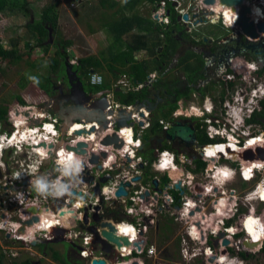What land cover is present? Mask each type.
Returning <instances> with one entry per match:
<instances>
[{
	"label": "built area",
	"instance_id": "1",
	"mask_svg": "<svg viewBox=\"0 0 264 264\" xmlns=\"http://www.w3.org/2000/svg\"><path fill=\"white\" fill-rule=\"evenodd\" d=\"M260 4L264 6V2L261 1ZM182 13L183 12H181V14ZM85 59L86 58H83V60ZM73 62L76 61L73 60ZM251 66L254 67V70H259L254 63L248 64V67ZM230 69H234V72L237 71L236 76L230 74L228 69L224 68L221 69L219 78L225 85L234 84L233 91L236 96L231 95L230 98L233 99L235 97L234 101L236 105L226 102L228 110L226 112L227 119H225V121L220 120L219 118L216 120L210 119L206 121L208 124L207 134L210 140L218 141L203 150L204 155L207 158L205 160L211 161V163L215 165L214 169L206 171V177L208 179L211 178L214 173L217 176H221V173H223V168L217 167L218 161L221 160V154H224L227 158H232L233 154H239L240 152L243 153L248 147L253 150H257L258 147H262L264 149V142H258L259 138H263L264 140V119L256 120L254 124L248 126L246 131L241 130L239 133L238 127L231 119L234 110L248 112L246 115L248 117H250V113L255 108L258 112L264 111V78L259 74V71L255 74L249 75V73H251V69L249 71L236 69V63L233 64ZM83 72V69L80 70V73ZM247 76L248 79L246 80ZM149 78L151 79L150 81ZM156 79L157 75L152 74L148 77V82L151 84L156 81ZM243 80H246V82L244 83ZM90 83L93 85L103 84V75L98 72H93L90 75ZM147 83L140 82L136 84L134 82L133 87L139 90ZM118 85L129 86L128 82L124 79L119 80ZM102 93L107 94L109 103L108 107L104 111L105 121L103 122L99 120L98 117L101 116L102 113L94 108H90L89 111L92 112L93 115L98 116L95 120L86 121L84 118H81L76 121L83 126L82 128H90L89 126L92 123H96V130L99 129L100 124V126L104 127L105 131L102 132L100 137L95 138V132L92 131L78 135L73 134L70 130L68 131L69 135H67L69 140L63 142V145L65 144L64 146L70 144L76 147L80 141L86 143V146L82 147V149L85 150L84 153H82L80 149L72 150V152L80 158L78 162L83 166L80 171L81 173L77 172L75 175L63 169L59 165L60 158L54 156L55 152H59V144L61 142V138H59V136L64 132L61 125V117L58 113L52 114V112L56 108V103L64 102V100L67 101L66 97L64 100L57 98L43 99L42 102H44V105L46 106L44 108L39 107L38 104L32 106L20 105L17 108L18 116L23 117L25 119L24 122L27 123V125L31 124L26 129H21V132L18 127L15 130H6L0 122V235L3 236L6 241L10 240L13 244H20L19 249H21L19 252L10 247L5 248L1 240V251L13 259L21 257L22 252L29 253L31 257L37 258L38 253L33 250L35 246L51 242L57 238L54 231H49L50 227L44 226V215L57 217V221L61 222L60 220H62L64 216L61 215L63 210H69L77 205H81L83 199H85L83 194H81L78 199V190H81L84 194H90L91 188L97 185V181L95 180L105 176L102 174L103 171L99 169L100 165L104 167L103 170H106V167L110 162L109 159H114L116 162V165H114L115 167L126 170L123 176H121V174L116 176L114 187L109 190V192L113 195L118 191V187H120L122 181L128 180L129 182L131 180H137L141 177L138 183H132L134 186L133 188H131V186L126 188L129 192L127 197H120L118 199V204L111 201L109 202V205L112 209L124 206L126 213L133 218V223L138 230L137 233L140 235L144 234V236L141 244L142 250L140 251L137 247L132 249L136 250L140 256L147 257L144 259H132L128 262L124 260V257L132 254L133 250L128 252L129 247H127L123 248L121 256H117L116 260L111 259V263L113 261H117L116 264H135L139 261L141 264H147V259L158 260V250L153 245L149 247L150 238L148 236V234H150L149 230L155 226V221L169 213L171 216H177L176 222H181V219L184 218L186 212L190 211L193 206H197L202 208V214L206 215L208 224L209 221L211 222L210 225H207L205 234L208 238H206L207 241L206 243L204 241V244H207L209 239V241L213 243V246L215 245V242H219L220 245L218 249H214L211 252L209 251L211 255H215L214 262H217V258L218 261H220L224 255V257L229 260V264H242L238 256L243 252H246L249 255L254 251L244 245V240H248V237H245L244 240L236 239L232 236V234H235V231H244L241 226L244 225L247 214H243V217L239 218V222H234V229L233 226L227 227V224H225L221 219L213 222L214 218H212V216L214 217L216 213H219V211H217V203L222 200H225L230 204V209L228 212H225L227 215L231 213L230 218H232L235 214L241 215L240 202L244 204V199H247V197L242 199L239 193L235 190H221L214 192V186L211 182L204 185L196 183L197 179H199L198 175L193 176L192 179L188 181L187 184L189 186L187 185V187L186 183L176 180L164 186L162 185L160 178L156 175L148 180L143 179L142 172L140 171H136L135 174H133L131 170L138 169V167H141L140 169H144L149 165L148 161H146L144 156H142L143 151L140 150L145 149V146H143L144 137L147 135V131L152 128V111L145 105H120L113 100L114 94L112 92L102 91ZM231 93L232 92L229 91L228 95ZM66 104L72 106V109L79 105V103L74 102H67ZM121 109H125L128 113H131V122L127 125L119 126L118 120L121 119V116H119V110ZM110 111H113L114 113L109 114ZM179 117V112H176L174 114V118L179 119ZM46 118L50 119V121L46 122ZM57 123L60 125L59 131H54L53 128V131H51L52 134L50 135H46L41 132V129H45L47 126H52L51 124L57 125ZM214 124L217 126H213ZM16 125L17 124L15 122V126ZM159 125L162 128L164 135L171 126L162 119L159 121ZM124 127L131 132L132 141H134L133 145L136 147L130 146L126 151L124 145L119 148L116 143H112L110 145L103 144L108 137H112L115 133L120 139L118 144H121L122 140L120 138V133ZM70 128L72 129V127ZM31 133L37 137L40 136V141H46L47 138H52L47 140V144H45V146L41 144L44 148V154H39L40 149L37 148V145L40 143L29 137V134ZM27 138H30L32 141L23 142V139L27 140ZM226 139L228 141H226ZM25 143H27V145ZM5 146L6 150L2 151L1 147ZM232 147L234 149H232ZM209 152L215 153L213 156H216L217 158L214 162L211 160V156L208 157ZM104 153H106V156L103 155ZM93 155L99 157L98 163L92 162ZM166 155V153L157 154L160 165H165L167 162L168 158ZM256 161L258 160H255L254 162ZM259 161L264 163V159ZM180 162L182 166L189 164L193 169H195L193 162H191L186 156H181ZM254 162L247 161L246 164H242L238 169L239 171L235 174L239 175L241 180L243 178L244 181H247L248 183L253 182L258 177V174L252 171L251 176H249L248 179L245 174L247 170L253 167ZM250 163H252V165L248 166ZM110 169H113V165ZM211 173L213 174L210 175ZM106 176L112 178L107 172ZM90 178H93V181L86 182ZM179 184L182 185L180 187L183 189H178ZM187 188L190 195L193 194V196H196V199L185 198L179 208L175 207L176 198L174 194H178L180 197L187 196ZM104 189L106 190V187ZM199 189H202L201 193H198ZM73 197L76 200L75 203L72 201ZM105 199L106 201L109 200V198ZM99 202L100 198L95 197L94 204H98ZM85 205H87L86 202ZM208 210H211L209 212L210 214H206ZM94 211L96 213H100V210ZM66 216H68L67 218H71L72 215L71 213H67ZM227 217H229V215ZM33 218H39L40 223H36L31 226L26 225L27 222ZM210 218L212 220H210ZM42 221L43 226L40 225ZM65 224H60L58 227L61 228L66 226L65 228H67V231L65 234L75 248L80 249L81 246L85 247V249L81 252L82 257L85 258L86 256L91 255V253L95 255L93 259L90 260L89 258L87 260L88 264H93L94 260L105 258V253L98 252V249L95 246L96 243L93 240L95 238L93 234H83L81 231H75L76 225L72 223ZM187 224L190 223H186V225ZM24 225L25 232L22 233L20 230L24 227ZM6 228L7 230H5ZM191 229L192 228H189V230ZM220 229H222V233L226 234L224 238L219 237ZM189 234L190 233L188 232L187 235ZM189 241H191L192 244L197 245L195 249H192L190 248V242H187V244H185V248L183 249L184 261L191 262L198 259L197 255L202 253L201 251H203V249L198 248L199 241L196 242L194 239L191 240V238ZM226 241H229L230 245H225ZM230 251L235 255H232ZM121 258L123 259L121 260ZM205 259L208 260L207 258Z\"/></svg>",
	"mask_w": 264,
	"mask_h": 264
},
{
	"label": "rangeland",
	"instance_id": "2",
	"mask_svg": "<svg viewBox=\"0 0 264 264\" xmlns=\"http://www.w3.org/2000/svg\"><path fill=\"white\" fill-rule=\"evenodd\" d=\"M116 1L117 4L114 7H102L98 3V0H26L25 3L23 0H20L19 3L23 6V9L15 8L12 11H8L5 14L0 15L1 44L5 49H15L18 52L19 57H21V60L18 61L12 59H0V108H7L9 112L12 111L15 106L20 105L19 98L28 100L29 105L38 104L39 107L43 106L42 100L46 99L44 95H49L51 91L53 95H60L61 93L57 82L60 78H63V74L62 76H55V74H52L50 65L53 62V58L59 59V64L61 63L62 70L65 68L66 74L64 76H67L66 62L69 60L77 61L80 57L88 55L96 56L93 58L94 62H101L96 71L104 75V85H106L105 87H108L109 90H112V93L114 94L113 100L120 105H128L130 101H124L126 98L132 96V94L131 92H122L120 91V88L111 84V81H117L116 77L120 76L121 73H116V76H114L115 72L108 70V60H114L113 57L117 55L119 58V62L117 63L119 65L116 66V69L121 70L125 62H139L142 60L143 54L131 52L130 47L126 45H123L120 49H118L119 43H114L113 36L107 32L105 24H111L113 21L120 19V16L123 14L127 17H131V20L135 22V25L142 22V24L147 27L149 22L152 24V21L150 20L151 15L156 12L157 9L145 2H139L130 9L129 4L126 5V3H128L127 1L131 2L132 0ZM167 1L173 3L174 8L183 10L189 14L199 13L200 15V9H198V7L203 8L199 0ZM261 1L264 2V0H249L251 5L257 6H260L259 3ZM54 4L56 5L57 17L54 24L48 23L46 25L47 27H45L48 31V35L45 34L44 36H41L38 34L36 29L28 27V25H33L39 22L41 20L43 10ZM153 25L156 27L155 23ZM156 28L158 31L155 28L149 30L147 34L148 42L152 39H155L156 43L158 41L161 44L166 42L164 37V32L166 31H164V27L160 26ZM166 28L167 32H169L168 27ZM191 31L192 35L199 32L213 39L225 37L230 32L221 28L220 25H207ZM136 32H139V29L136 28L135 32L133 31L132 33L138 34ZM159 33L161 34V37H164L161 38L162 41L159 40ZM129 38L132 39L133 37L123 36L124 41H130ZM62 46L67 47L66 51L68 50V52H66V58L65 56L59 54V50H64L62 49ZM108 47H112V49L116 51L114 56L110 54V48ZM155 48L156 46L154 47V52ZM190 52L191 51L187 49L186 53L189 54ZM181 53H179L177 57L180 58V56L183 55ZM69 54H71L70 57L68 56ZM137 55L140 59L137 58ZM143 57V60L147 59L148 62L150 61L147 53L144 54ZM67 58L68 61H66ZM151 58L157 59L159 56L156 53V55ZM181 66L179 68L176 63L172 64L169 74L163 77L162 81L159 82L160 85L158 84V86L160 87L162 85V89L164 90L166 86L172 85L175 87L177 84L182 83L183 77H185L187 81V75L185 73H181L183 70V66ZM74 68L76 70L80 69L79 66H74ZM129 68L130 67L126 66L125 69H122V74ZM59 75H61V71H59ZM185 78L184 82H186ZM51 79L54 81L55 85H52ZM216 82L223 83L221 79H216ZM99 87L103 86H90L88 83H85L84 92L85 94H89L91 91H98L99 89L97 88ZM34 101H36V103H33ZM190 107L191 105L186 104L183 112L180 111V114L190 116ZM163 109L165 108L163 107ZM56 110L62 116L63 129L67 127L66 125H68L70 121L81 119V117L73 112L64 111L63 102L56 103ZM14 115L16 114L14 113ZM14 115L12 116L16 119V116L18 115ZM154 117V121H158V119L162 116L155 113ZM29 125L31 124H28V126ZM3 126L4 129L10 130L8 120ZM11 128L13 127L11 126ZM147 150H150L149 145ZM147 156L148 158L150 157V155ZM173 179L175 180L176 178ZM180 180L183 181L185 179H181L180 177ZM196 183H200L202 185L207 184V182H204V178H202L201 175L199 179H197ZM240 184L241 183L239 182V186ZM255 184H243L240 186L238 191L240 197L243 199L246 195H248ZM252 207L247 204L246 207H243L242 214L247 213L249 208L254 209L255 211L252 213V216L256 228L257 230L264 231V204L255 202V208ZM210 211L211 210H208L206 214H210ZM176 218V215L171 216V214L167 213V215L165 214L162 218L157 219V221H155V226L149 230V246L153 245L158 250V260L147 259V264H207V260L202 257L191 262L184 261L183 249L185 248V244L190 242V248L192 249H195L197 245H194L191 241H189L190 238L189 235H187V231L191 228L189 227L190 225L183 224L182 222H176ZM208 225H210V223ZM7 228L5 230H7ZM1 240L5 248L10 247L20 252V244H13L10 240L6 241L4 237L0 235V241ZM242 240H244V238ZM261 246V244L253 246L254 249L252 250L255 253L253 252L248 255L246 252H243L241 254V257L244 255L242 259L246 260L245 264H264V249L263 246L262 248ZM47 247L44 244L35 246L33 250L38 253L37 258L31 257L29 253L22 252V256L18 258L19 263L20 261L32 258L37 264H58L53 260V254L55 252H60L64 256H69L72 264H86L81 257H78L76 254L78 252L73 251L72 243L67 240H65V242L50 243ZM198 248H202V246H199ZM8 257L9 255H5V260H3L4 264L16 263L13 258L9 257L8 259Z\"/></svg>",
	"mask_w": 264,
	"mask_h": 264
},
{
	"label": "clouds",
	"instance_id": "3",
	"mask_svg": "<svg viewBox=\"0 0 264 264\" xmlns=\"http://www.w3.org/2000/svg\"><path fill=\"white\" fill-rule=\"evenodd\" d=\"M165 1H167V0H165ZM165 1H163V2H161L159 4L152 5L157 10H156V12L152 13L150 20L152 21V24H154V23L156 24V27H160V26L161 27H164V31H166V32H167V28L166 27H168V31H169L168 33H170L171 28L169 27V20L171 19V16L175 20H176L177 17H182V21L180 20V23L186 22V21L183 20V17L185 16L184 15L185 14V11L179 10V9H175L174 10L175 11L174 16L171 15V14L169 16V13L168 14L165 13V4H166ZM204 1L205 0H199L200 4L203 6V8L201 7L202 8V11H201L200 15H194L192 17V20H195L196 18H199V20L197 22L203 21L205 24H207L208 23V20H210V22L213 23L214 25H220L221 28L230 31L225 37H234L235 36L237 38H241V39H243L245 41H248L251 44L258 43V45H264V36L259 35L260 32L257 29V26L259 24L257 26H256V24H254V26L256 28V31L258 32V37L254 39V38L248 36L246 33H244V31L242 30V28L240 26L237 25V27H234L233 28L231 25H229L227 23L225 17H224V14H222L221 16H219V18H216L217 15L215 13H213V7L212 6H206V5H204ZM217 3H221L220 0H216V4ZM242 4H243L242 6L249 7L251 9V12H252V6L253 5H251V3L249 2V0H244ZM171 5H172L171 8L173 9L174 8L173 7V3H171ZM215 5H213V6H215ZM259 7L262 8L263 13H264V6H262L260 4ZM241 8H242L241 6L234 7L235 11H239V14L241 12ZM181 12H183V13L181 14ZM251 15H252V13L248 14L247 16L250 18V21L253 22L252 21V18H251ZM175 16H176V18H175ZM261 23H264V16L261 19L260 24ZM194 24H196V22L193 23V25ZM157 31H158V29H157ZM261 32H263V31H261ZM161 38H164V37H161ZM258 38H260V39H258ZM161 41H162V39H161ZM261 42H262V44H260ZM66 52H68V50ZM59 54H63V53H61L60 50H59ZM70 55L71 54H69L68 56L70 57ZM143 56H142V59H144ZM95 57L96 56H93V55H88V56L80 57L77 61L75 60L76 62H73V60L72 61L71 60L68 61V58H67L66 61L69 62V63L66 62L67 76H62L63 78L62 79L60 78L57 83H58V88L63 87V84L65 82L68 83L71 88H69L67 90L63 89L62 90L63 91V94H61V95H54V96H52L50 94L49 95H44L46 97V99H49V98L56 99L57 98V99L64 100L65 97H66V100L67 101L64 100V102H63V110L69 112V110L71 108V110L73 112L74 109H72V106H69V105L66 104L67 102H72L73 103V101L69 99V97L72 95L71 91H72V88H73V85L70 82V76H69L70 74L73 75L74 78H75V80H74L73 83H77V80H81L83 82V85L84 86H85V80H84V78L87 79V83L90 86H101V85H104V83H105L104 75L102 73H100V72H98V73H100V74L103 75V84H101V85H93V84L90 83V75L93 72H97L96 70L98 69V66L101 64V62L100 63H98L97 61L94 62L93 58H95ZM83 58H86V59L83 60ZM113 58H116L117 59L118 57H117V55H115ZM138 59H140V58H138ZM112 61L113 60H109V64H111V66L113 67V71L115 72V74L120 72L121 75L118 76V77H116L117 78V81H116L117 83L111 81V84L115 85V87L120 88V91H122L123 89L126 90V91H122V92H126V93L127 92H130L131 91L130 90L131 89V86L134 85V82L136 84L137 83H140V82H138L136 79H134V78L131 77V75H130L131 73L129 72V69L127 71H125L123 74H122V69H125L126 66L127 67L132 66V63L124 64V66H122L121 70H118V69H116V66L119 65V64L118 63H113ZM248 64H249L248 62H245V61L241 60L238 63H236V69H239L241 71H244V70L249 71L251 69V73H249V74L250 75L251 74H255L257 71L254 70V67L253 66L248 67ZM63 66H64V64H63ZM74 66H79L80 69H77L76 70L74 68ZM82 69L84 70V72L83 73H80V70H82ZM233 70L232 69H228V71H229L230 74L236 76L237 71L234 72ZM115 74H114V76H116ZM154 74L157 75V72H155ZM121 79L126 80L128 82V85L129 86L128 87L127 86H119L118 85V82ZM247 79H248V76H247L246 80ZM150 80L151 79L149 78V81ZM246 80H243V82L245 83ZM147 82H148V79H147L146 83ZM52 85H55L54 81L52 82ZM105 86L106 85H104V87L101 90H99V91H91L89 94H85V92H84L83 97H81V98L79 97L78 98V102H77V103H79L78 106L79 107L80 106H83V109H85L86 106L92 105L91 103H92V100H94V98H92L90 95H94V93H98V92H101V91L112 92L111 89L109 90V88L108 87H105ZM75 90H76V92H79V88L78 87H76ZM84 90H85V88H84ZM231 95H233V93H231L230 95H228L227 98H224V97H213L215 99V103L208 99L203 106L202 105L199 106V105H194L193 104L190 107L191 115L190 116H185V114H183V115H180L179 118H184V119L191 120V121H192V119L195 118L198 121H204L203 122L204 127L207 126V128H208V124L206 123L207 120H210V119L211 120H216L217 118H219L220 120L225 121V119H227L226 112L228 110V107L226 106V102L229 103V104L236 105V103L234 101V98L235 97L232 99V98H230ZM89 96H90V98L88 99ZM233 96H236V95H233ZM34 103H36V101H34ZM42 103L44 105V102H42ZM88 103H90V104H88ZM143 104H141V105L143 106ZM32 105H30V106H32ZM128 105H133V104H128ZM144 105L147 106L150 109V107H149L148 104L147 105L144 104ZM179 105H181V106H179V107L177 106L178 107L177 110H179V114H180V111L183 112L182 108L185 105H182V104H179ZM19 106L20 105L15 106V108L12 111L8 112L7 120H8L9 126H10V131L11 130H15L17 128V126H15V121L13 120L12 114L14 112H16L15 114L18 115V111H17L18 109L17 108ZM21 106H23V105H21ZM135 106H137V105H135ZM243 107H245V106H243ZM77 109H75V110H77ZM89 109L90 108L85 109L87 111V113H88V114L86 113L87 115H85L86 120H88V119L95 120V118L98 117V116L93 115V113L90 112ZM262 112H264V111H262ZM262 112H258L257 109L255 108L250 113V117L246 116L248 114V112H244V111H239V114H238L237 118L235 116H231L232 122L235 123L236 126L239 129L238 130V133L241 130L246 131L249 125L254 124L256 122V121H254V119L256 120L255 117L257 116V114L262 113ZM54 113H56V114L58 113V111L56 110V108L53 110L52 114H54ZM59 116L61 117V125H62V116L60 114H59ZM7 120H5V121H7ZM48 121H50V119L46 118V122H48ZM73 121H76V120H73ZM129 122H131V120ZM51 125H52L51 128H47L45 130L48 135L52 134L51 131H53L52 130L53 128H54V131H59V128H60V125L58 123H57V125H55V124H51ZM11 126L13 128H11ZM153 126H154V118L152 117V127ZM213 126H217V125L214 124ZM70 127L71 126L65 127L63 129V132L64 133L59 136V138H61V142H60L59 145L62 146V147L65 145V144L63 145V142H65L66 140H69V137H67V135H69L68 134V131L71 130L73 134L81 135V133H78L77 131H74ZM84 130L85 131H90V130H87L85 128H84ZM93 130H95V128H93ZM149 131H147V133ZM82 133H87V132H82ZM207 133H208V129L206 130V137H207L208 143L206 145H200L201 148L192 149V153H193V155L195 157V159L192 160V161H194V167H195V169H193L189 164H186V165H183V166L181 165L180 157L181 156L188 157V155H186L184 153H179V152H176L175 150H168V149L167 150H160L159 154L166 153L167 154L166 157L168 158L167 159V162L165 163V165H160L159 162H158L159 160L157 158L158 156L156 155V156L153 157V155H151L150 157H153V159L151 160L150 157L148 158V157L145 156V154H144L145 149H144V150H142L143 151L142 156H144V159L146 161H148L149 165L147 167H145L144 169H140L141 167H138V169L131 170V171H132L133 174H135L136 171L142 172V177H143V179H146V180L154 177V175H156L158 177H161L162 179L165 178V177H167V179L169 180V182H167L166 184H164L161 181L162 185H164V186L167 185V184H169V183H172L173 181H175L171 177V172H175L176 170L179 171V172H182L181 179H185L183 181L180 180V179L177 180V181L186 183V186L188 185L187 184L188 181L191 180L193 176H197L198 175L200 177V175H201V177L204 178V182L205 183L206 182L207 183L208 182H211L213 184V186H214V192H218V191H221V190H229V191L230 190H235V191L238 192L240 186H242L243 184H252V183L255 184L256 183L253 186V189L250 191V193L245 196V197H247V199H244V204H242V202H240L241 215L240 214H235L234 216H232V218H230V216H231V213H230V214H228L229 217H227L228 215H227V213L225 214V212H228V210L230 209V206H229L230 204L227 201H225V200L224 201L222 200L221 202H218L217 203V211H219V213H216L215 216L216 217L219 216L220 218L222 217L221 220H223L224 223L227 224V227L233 226V229H234L235 228L234 222H239V218L240 217H243V214H242L243 207H246L247 206V204L249 203V198L257 192V189H258L260 183L262 181H264V177H263L264 167H251V168H253L252 171H254V172H256L258 174V177L253 182H251V183H248L247 181H244L243 178L241 180V177L239 175L235 174V173L237 171H239L238 169L241 167V165L242 164H246L247 161L254 162L255 160H262V159H264V149L262 147H258L257 150L247 149L243 153L240 152L239 154H233V157L232 158H227L224 154H221V160L218 161L217 167L223 168L222 169V172L223 173H221V176H217L215 173L214 174L211 173L210 175L213 174V176L208 179L206 177V171L207 170H210V169H214V166L215 165H213L211 163V161H206L205 160L207 158L204 155L203 150H204V148H206L208 146H211V145L217 143L218 141H212V140H210V138H209V136H208ZM226 141H228V140L226 139ZM80 142H83V141H80ZM122 143H123V141H122ZM25 144L27 145V143H25ZM123 145H124V143H123ZM168 145L171 147L170 144H168ZM68 146H72V145L68 144V145L65 146V148L68 149V150H75L73 148H68ZM143 146H145V148H146V144H145L144 141H143ZM74 147H76V146H74ZM1 148H2V151H5L6 150V146L5 147H1ZM259 149H262L263 151L259 153L258 152ZM60 150H61V148L59 147V152H57V153L55 152L54 153V156L60 158ZM248 151H252L254 153V156H256V157L254 159H250L251 157L245 158V153L248 152ZM103 155L106 156V153H104ZM234 156L236 157L235 160H234ZM95 157H96V160H95ZM211 160H213V162H214V160H216V159L215 158L214 159L211 158ZM109 161L110 162H109V165L106 167V170H103L104 167L102 165H100L99 169L103 171L102 174L105 175V176H102L100 179L95 180V181H97V185L91 188L90 194H84V192H82L81 190H78V193H79L78 199H79V197H80L81 194H83V197H85V199H83V202H82L81 205H77L74 208H72V210H73V213L72 214L73 215L71 214L72 215L71 218H73L74 221L69 220L68 218L67 219L69 221L67 219L64 220V218H63L62 220H60L61 221L60 224H65V223L66 224H69V223H72V224L76 225L75 226V228H76L75 231H81L83 234L84 233L85 234L86 233L93 234L95 236V238L93 240L96 243L95 246L97 247L98 252L105 253V258H103V259L107 260L108 264H113V262L111 263V259L112 258H109V257L111 256V257H113L116 260L117 256H121V252H123V248H127V247L131 248V249L128 248V252H129V251H132L133 250L132 248H136L137 247L141 251L142 250L141 244L143 242L142 241L143 240L142 238H143L144 234H141L140 235V234L137 233L138 230L136 229V226L133 223V218L129 214L126 213L124 206H122L120 208L116 207V208L112 209L110 207V205H109V202H111V201L114 202V203H116V204H118V199L120 197H127L129 192H128V190L126 188L128 186L129 187L131 186V188H133L134 186L132 185V183H134V184L135 183H138L140 181V178L141 177H139L137 180H133V181L131 180L129 182L127 180V181H122L121 182V185L120 186H123L124 187V189L127 192V195H125V196H117L116 195V192L113 195L112 193L109 192V190L112 187H114V183L116 181V176L119 175V174H121V176H123L126 169L119 168V167H115L114 165H116V162H115L114 159H109ZM92 162L98 163L99 162V157L96 156V155H93ZM198 162H201V163L205 164V168L201 172H198V165H197ZM60 163H61V160H60ZM76 163H79V162L76 161ZM59 165L63 169H65L67 172H71L74 175L77 172L78 173H81L80 171L83 168V166L80 163L78 164L77 167H69L68 165H65V164H59ZM112 165H113V169H110L112 167ZM251 165H252V163L248 164V166H251ZM106 172L109 173L110 174V177H112V178L107 177L106 176ZM123 178H125V177H123ZM223 180H225V181H223ZM92 181H93V178H90L86 182H92ZM239 182L241 183L240 186H239ZM218 183H220L221 185L220 186L217 185ZM180 186H182V185L179 184L178 189H183ZM105 187H106V190L104 189ZM186 192H188L187 193V196H182V197H180L178 194H174L175 195V198L176 197L179 198V200L176 198L175 207L179 208L181 206L182 201H184L185 198H194V199H196L195 198L196 196H193V194L190 195V192H189L188 188L186 189ZM201 192H202V189H199L198 190V193H201ZM95 197H99L100 198V202L98 204H94L95 203ZM105 198H109V200L106 201ZM72 201H73V203H75L76 200H75L74 197L72 198ZM85 202L87 203V205H85ZM83 203H84V205H83ZM261 204H264L263 201H261ZM194 208H197V206H195V207L193 206L192 209H194ZM231 209H232V206H231ZM94 210H100V213L99 212L96 213ZM199 210L202 211V208L199 207ZM250 210H251V208H249L248 212L247 213H244V214H249L250 213ZM254 211L255 210H253V212ZM220 213H222V214H220ZM61 215L63 216V214H61ZM86 218L88 220L87 223H86ZM82 219H83V221H82ZM109 221H112L113 224L115 225L114 226L115 229H116V232L115 233L117 234L118 237H121V238H128V237H130V238H128L129 239V242H130V245L122 242V245L119 246L115 242L109 241L110 242V245L114 249V253H107V252H105L103 250L102 244L97 241V236H98L97 234L103 236V234H102L103 230L110 231V230H108V228H104V227L102 228L101 227V225L103 223L105 224V223H108ZM181 222L183 224L190 223L189 220H185V221L182 220ZM213 222H216V218H214V221ZM36 223H40V219L39 218H38V221L37 222H33L32 225H34ZM41 224L43 226V221L41 222ZM120 224H124V225L127 224V226L129 227V229L132 230L135 233V235L132 234V233H129V232L125 233V235H124L121 232L117 231V228L119 227ZM253 224L256 227V225H255L254 222H253ZM26 225H28V224H26ZM58 226H57V228L55 230L60 229ZM65 227L66 226L61 227V229H65L64 235L62 237L64 239L67 238V241L71 242L68 239V237L66 236V234H65V232L67 231V228H65ZM92 227H96V229H95L96 231H92L91 230ZM241 228H242V230H244L245 229L244 228V225H242ZM50 232H53V231H50ZM222 232H223L222 229H220V232H219V237L220 238H221V236L224 235V237H225V235H226V234H224ZM54 233H55V231H54ZM248 235H249V233H248V231L246 229L243 232H236L235 231V234H232V236L235 237L236 239H243V238L245 239V237H248ZM82 236H84V235H82ZM203 237H204L203 239H204V241L206 243V241H207L206 238H208V237L206 236L205 233L203 234ZM103 238H106V237H103ZM190 238H191V240H193V237L190 236ZM133 239H135L136 241H132ZM133 242H135V244H133ZM48 243L49 242H46V243H44V245L47 247V244ZM216 243H218V246L216 245ZM216 243H215V245H216L217 248L215 247V245L213 246V243L210 242L209 239H208V243L207 244H201L200 242L198 244H199V246H202V248H200V249H203L204 248L203 250H206V251H210L211 252L212 250H214V248L215 249H218V247L220 246L219 245V242H216ZM261 245L262 246L264 245V241H262ZM72 246H73V251L78 252L77 253L78 257L79 258L81 257L86 262V264H88L87 260L89 258L91 260L95 256L94 254L91 253V255L86 256L85 258H83L82 255H81V252H82L83 249H85V247L81 246L80 249H77V248H75V246L73 244H72ZM118 248H119V252H118ZM145 257H147V256H140L136 252V250H133L132 251V254H130L127 257H124L125 258L124 260H126V261L129 262L132 259H144ZM242 257H241V254L238 256V258L240 259V262H242V264H245L246 263V260L242 259ZM203 258H206V257H203ZM122 259L123 258H121V260ZM212 259H214V258H212ZM116 262L114 264H116ZM120 262H122V261H120ZM135 264H141V263L138 261Z\"/></svg>",
	"mask_w": 264,
	"mask_h": 264
},
{
	"label": "flooded vegetation",
	"instance_id": "4",
	"mask_svg": "<svg viewBox=\"0 0 264 264\" xmlns=\"http://www.w3.org/2000/svg\"><path fill=\"white\" fill-rule=\"evenodd\" d=\"M175 9L176 8L169 10L167 9L165 4V13L166 14L169 13V16L170 14L174 16ZM198 9H200L199 12L201 13L202 8L198 7ZM224 12L226 15L228 13V9L224 10ZM184 15L187 17L186 22L180 23V20L182 21V17L176 18V16H175L176 18L175 23H173L171 19L169 20V27L171 28L169 37H173L174 41L176 42L175 49L177 51V54L173 57L171 61L163 62L161 56L162 53H164L163 52L164 46H162L161 48L157 47L155 52L158 54L159 58H157L156 60L161 61L160 65L162 66V68H165V70H161L162 68L158 70L156 81H154L151 84L147 83L142 89L137 90L135 87L131 86L130 92L132 96L125 99L126 101H130L129 104H133V105L134 104L141 105L143 103L147 105L148 103H150L149 107L152 111L153 118H155L154 117L155 113L156 114L158 113L163 117L170 110H173L175 106L178 107L181 106L179 104L182 105L194 104V105L203 106L208 99L215 103V99L213 97L227 98L229 91L232 92L233 95H235V92L233 91L234 84L225 85L224 83L216 82V79H220L219 74L221 72V69L224 68L230 69V67H232L233 64L238 63L241 60L248 62L249 64L254 63L256 67L259 69L257 71H259V74L264 78V46L258 45V43L251 44L248 41H245L241 38H237L235 36L213 39L199 32H196L194 35H192L191 30L193 29L196 30L207 25L209 26H217V25L211 23L210 20H208L207 24H205L203 21L197 22L199 18L192 20V17L194 15H199V13L189 14L188 12L187 13L185 12ZM195 22L196 24L193 25V23ZM253 22L256 23L255 21ZM260 44H262V42ZM187 49L191 51L189 54L193 55V57L189 61L188 70L183 69L181 72L187 75V81L186 78L183 77V82L180 83L181 85L177 84L175 87L169 85L166 86L163 90L162 85L160 87L158 86V84L160 85L159 82L162 81L163 77L169 74V70L172 64L176 63L177 66L180 68L183 59L186 58L187 55H189L188 53H186ZM179 53L183 54L182 56H180V58L177 57ZM184 78L186 82H184ZM84 80L85 83L87 84V79L84 78ZM69 88H71L70 85L65 82L63 84V87L59 88L61 91L60 95L63 94L62 91L63 89L67 90ZM186 97H188V100H186ZM43 106L45 107V105ZM43 106L40 107L44 108ZM163 107L165 109H163ZM182 110H184V107L182 108ZM176 112L178 113L179 110L177 109L174 110L168 116L167 121L165 120L168 123V125L172 126L175 123L179 122L182 123L183 125H188L189 127L190 126L193 127V129L196 131L197 143L198 145H202L198 142V136L199 135L203 136L207 140L206 137L207 126L204 127L203 124L204 121H198L195 118L192 119V121L184 118L176 119L174 118V114ZM238 114H239V110L236 112L234 110L233 116L237 118ZM255 118L256 120L264 119V112L257 114ZM0 122L2 123V125H4L5 122L7 121L3 120ZM152 130L153 127L150 129V131ZM150 131L147 134L148 136L146 135L147 137L146 136L144 137V142L147 141L146 148L144 151L146 157H148L147 155L150 156L153 155V157L156 156L157 154H159L160 150H162V148L165 145L170 144L171 148L176 152L184 153L188 155L189 160L193 162L194 165V161L192 160H194L195 157L192 153L191 148H188L186 145L182 144L179 141L169 143L165 138L162 128L160 131L156 130L155 132L152 133H150ZM148 145L150 147L149 151L147 150ZM171 176L173 178H176L175 180H179L180 177H182V172L176 171L172 173ZM159 178L160 181L163 182L162 178L161 177ZM217 185L220 186L221 184L218 183ZM188 219L191 222L189 225L192 228L191 230H188V232L190 233L189 235L193 237L195 241L200 237L204 238L203 234L206 232L208 225V222H206V215L202 214V211H200L199 207H197L194 208V210H192L189 218L185 216L184 218L181 219V221L182 220L185 221ZM110 222L111 221H109L108 223ZM250 231L254 235L253 230L250 229ZM50 243H55V242L51 241L48 244Z\"/></svg>",
	"mask_w": 264,
	"mask_h": 264
},
{
	"label": "trees",
	"instance_id": "5",
	"mask_svg": "<svg viewBox=\"0 0 264 264\" xmlns=\"http://www.w3.org/2000/svg\"><path fill=\"white\" fill-rule=\"evenodd\" d=\"M19 1L20 0H0V15L5 14L8 11H12L15 8L23 9L22 8L23 6L20 5ZM163 1H165V0H132L131 2L127 1L128 3H126V5L129 4V8L131 9V7H134L139 2L140 3L145 2V3H148L149 5H155V4H159ZM23 2L25 3L26 0H23ZM165 2H166L167 9H169V10L172 9L171 3L168 1H165ZM98 3L102 7H114L117 4V2L114 0H98ZM56 17H57L56 5L54 4V5H51L50 7H47L43 10L42 17H41V20L39 22H37L36 24H33V25H28V27L31 29H36L38 34L41 36H44L45 34L48 35V31L45 27H47L46 25L48 23L54 24L56 21ZM171 21L173 23H175V19L172 16H171ZM134 23L135 22L133 20H131V17H127L126 15L122 14V16H120V19L113 21L111 24H105V25L107 27V32H109L110 35L113 36L114 43L115 44L119 43L118 49H120L123 45H126V46L130 47L131 52H133V53H137V52H138V54H146L147 53V55L150 58L149 62L147 61V59H145V60L142 59L137 63L135 61H128V62L124 63V64L132 63V66H130V68H129V72L131 73L130 75L132 78L136 79L139 82H146L150 75L157 72L156 70H160L162 68V66L160 65L161 61H157L156 58H154V59L151 58V57H154L156 55V53L154 52V47L156 46V48L157 47L161 48V45H160L161 43L159 41L156 43L155 39H152L151 41L149 40L150 42H148L147 34H148L149 30H152V28H154V26H153V24H151V22H149L147 27L144 26L142 24V22L138 23L137 25H135ZM136 28L139 29V32L142 31L144 33L143 34H139V33L133 34L132 32ZM164 35H165L164 37H165L166 42H164V48H163L164 53H162L161 57H162L163 62H169L177 54V51L175 49L176 42L174 41V39L172 37H169L168 32H164ZM123 36H132L133 38L130 39L131 38L130 37L129 38L130 41L129 40L124 41ZM159 36H161L160 33H159ZM160 39H161V37H159V40ZM112 47H108V48H110L109 49L110 54H112V56H114L116 54V51H114L112 49ZM156 48H155V50H156ZM62 49H64V50L63 51L60 50V52L63 53L61 55L66 57V55H65L66 54V47L62 46ZM137 57H138V55H137ZM192 57H193V55L189 54V55H187L186 58L183 59V62H182L183 68L182 69L188 70L189 61L191 60ZM0 59H12V60L18 61V60H21V57H19L18 52L15 49H12V50L5 49L2 46L1 41H0ZM114 60L112 61L113 63L119 62V58H117V59L114 58ZM97 62L100 63V61H97ZM50 68L52 70V74H55L56 76H62V74L64 76L66 74L65 69L62 70L61 63L59 64V59H57V58H53V62L51 63ZM108 70L113 71V67L111 66V64H109V60H108ZM161 70H165V68H162ZM59 71H61V75H59ZM51 81L53 82L52 79H51ZM101 86L104 87V85H101ZM103 87H99L97 89L101 90ZM50 95L54 96L52 94V91L50 92ZM186 100H188V97H186ZM19 101H20L19 102L20 105H23V106L32 105V104L29 105L28 100H24L22 98H19ZM124 102H129V101L125 100ZM177 108L178 107L175 106V108L173 110H170L162 118H159L158 121H154L153 130L150 131V133L155 132L156 130L160 131L161 127L159 125V121L161 119L167 121V118L170 115V113H172ZM8 112H9V110L7 108H0V121L7 120ZM254 121H256V120L254 119ZM198 142L202 145H206L208 143L206 138L203 136H200V135L198 136ZM146 143H147V141L145 142V144ZM167 149L173 150L168 145H165L162 148V150H167ZM150 159L152 160L153 157H150ZM197 165H198V172H201L205 168V164H203L201 162H198ZM162 180H163L164 184L169 182L167 177L163 178ZM176 198L179 200L178 197H176ZM263 249H264V245H263ZM242 256L244 257V255H242ZM4 257H5V254H3L1 252V249H0V264H4L3 263V260H5ZM33 260L34 259H32V258H28L24 261H20V263H19V259H14V262H16L15 264H37ZM53 260L56 263H60V264H72L70 262L69 257L62 255L60 252H55L53 254Z\"/></svg>",
	"mask_w": 264,
	"mask_h": 264
},
{
	"label": "bare ground",
	"instance_id": "6",
	"mask_svg": "<svg viewBox=\"0 0 264 264\" xmlns=\"http://www.w3.org/2000/svg\"><path fill=\"white\" fill-rule=\"evenodd\" d=\"M212 7H213V13H215L217 15L216 18H219V16H221L222 14H224V17L227 15L225 17L227 23L229 25H231L232 27H235V26L237 27V24H238L239 19H240V14H239L238 11H235L234 7L232 8V7L224 6L222 3H217L215 6H212ZM227 9H228V13L225 15L224 10H227ZM259 11H260V14H259ZM251 13H252V15H251L252 21H255L256 23H254V24H256V26H257L258 24H260V21H261V19L264 16L263 10H262L261 7H259L257 5H253L252 6V12ZM259 32H260L259 35L264 36V32H261V31H259ZM88 108H92V106L89 105V106H86L85 107V109H88ZM85 109H83V106H80L78 108V110H75L74 109L73 110V113H76V115H78L79 117L84 118L85 115L88 114ZM236 111H238V110H235V112ZM14 113L12 115H14ZM14 116H16V115H14ZM16 117H17L16 119L13 117V120L16 122V124H17L16 126L18 127L19 131L21 129H26L28 127V125H27V123L24 122L25 119L23 117H20V116H16ZM84 120H86V118ZM88 120L90 121V119H88ZM88 120H86V121H88ZM95 125H96V123H92L89 126L90 128H86L85 127V129L90 130V131H85L84 128H82L83 126H81V124L79 122H77V121H70L67 126H71L72 129L74 131H77L78 133H81V132H87L88 133V132H91V131L92 132H95L94 137L95 138L96 137L98 138V137H100V135L102 134V132L105 131V129H104L103 126H100V124H99V129L93 130V128H96ZM47 128H51V126H47L45 129H41V132L42 133H45L47 135V132L45 131ZM81 134H84V133H81ZM29 135H30L29 137L32 140L35 139V141H37L38 143H40L39 145H37V148L40 149L39 150V154L40 153L41 154H44V150H43L44 148H43V146L41 144H43L45 146V144H47V140L52 139V138H47L46 141L45 140L40 141V136L37 137L36 135H33V133H31ZM131 135H132L131 132H129V130H127L125 127L123 128L122 132L120 133V138H121V140L124 143V146H125V150L126 151L128 150V147H130V146L136 147V146L133 145L134 141H132V136ZM30 138H27V140H24L23 139V142H25V141L26 142H30L31 141ZM258 142L259 143L264 142L263 138H259L258 139ZM59 147L61 148V150H60V160H61V163L60 164H65V165H68L69 167H77L79 163H76V160L78 161L80 158L77 157V155L74 152H72V150H67L65 148V146H63V147L62 146H59ZM232 149H234V148L232 147ZM247 149H250V147H248ZM234 151H236V150H234ZM213 154H215V153L209 152V156L208 157L211 156L212 159H214V158L216 159L217 157L216 156H213ZM110 155H111V153H110ZM235 158L236 157L234 156V160H235ZM253 167H264V163L258 160L256 162H254ZM251 172H252V169L247 170V172L245 174L247 179L249 178V176H251ZM172 173H174V172H171V174ZM223 181H225V180H223ZM261 201H263V203H264V181H262L260 183V185H259V187L257 189V192L249 198L248 205L250 207L253 206L255 208V202L261 203ZM192 210H194V209H191L190 211L186 212V215H184V217L186 216L187 218H189ZM253 210L254 209H251L250 210V213L247 214L246 219H245V222H244V228L249 233V235H248V242L250 244H253V245H256L257 246V245H260L262 243V241H264V231L257 230V228L254 226V224H253L254 219H253V216L251 215L252 212H253ZM67 213H71L72 214L73 213V210L72 209L63 210L62 214L64 215L63 216L64 220H66L67 217H68V216H66ZM220 214H222V213H220ZM212 218H216V220H220L222 217L220 218L219 216L218 217H215V216L213 217L212 216ZM43 219L45 221V225L44 226L51 227L49 229L50 231H55V229L57 228V226L60 225V222L57 221V217H54V216H51L50 217L48 215H44ZM68 219L74 221L73 218H68ZM252 220H253V222H252ZM206 222H207V220H206ZM110 224H112L113 226H115L112 221L110 222ZM40 225H42V224H40ZM250 229L253 230L254 235L251 233ZM117 231L121 232L124 235L127 232L132 233V234L135 235V233L132 230L129 229V227L127 226V224H125V225L124 224H120L119 227L117 228ZM128 238H130V237H128ZM132 241H136V240L133 239ZM196 241L202 242V244H204V241H203V238L202 237L198 238ZM246 242H247V240H245L244 245L247 248L254 249L253 246L252 247L248 246V244ZM133 244H135V242H133ZM201 252L202 253H200V254L197 255V258L206 257L208 259L207 260V263L208 264H211L210 261H209V259L214 258L215 255H211L209 253V251H204L203 250ZM114 263H115V261H113V264ZM213 264H229V260L227 258H225L224 255H223V257L221 258L220 261H218V258H217V262H214Z\"/></svg>",
	"mask_w": 264,
	"mask_h": 264
},
{
	"label": "water",
	"instance_id": "7",
	"mask_svg": "<svg viewBox=\"0 0 264 264\" xmlns=\"http://www.w3.org/2000/svg\"><path fill=\"white\" fill-rule=\"evenodd\" d=\"M244 0H220V2L227 7H236V6H241V12H240V20L238 22V26H240L242 28V30L244 31V33H246L248 36L252 37V38H257L258 37V32L256 31V28L254 26V22L250 21V18L247 16L248 14L251 13V9L247 6H242ZM216 4V0H205L204 1V5L206 6H213ZM184 21H187V17L184 16L183 17ZM257 29L259 31H263L264 32V23H261L257 26ZM70 76V82L73 85L72 88V95L69 97L70 100H72L74 103L78 102V98L83 97L84 94V85L83 82L81 80H77V83H73L75 78L73 75H69ZM78 87L79 88V92H76L75 88ZM122 91H126L125 89H123ZM92 98H94V100H92V108L99 110L100 113H102V115L99 117V120L101 121H105V116H104V111L105 109L108 107L109 103H108V97L107 94H103L102 91L98 92V93H94V95H90ZM90 96L88 97V99L90 98ZM144 105V104H143ZM148 105H150V103H148ZM79 108V106H76L74 109ZM78 110V109H77ZM113 111H110L109 114H113ZM127 117H126V116ZM119 116H121V119L118 120V125L122 126V125H127L129 123V121L131 120V113H128L127 110L125 109H121L119 110ZM82 133V132H81ZM165 138L167 141L169 142H175V141H179L182 144L186 145L188 148L191 149H198L201 148L200 145H198L197 143V137H196V131L193 129V127H189L188 125H183L182 123H175L174 125L170 126L169 129L165 132ZM120 139L118 138V136L116 134H114L112 137H108L103 144L104 145H110L112 143H116V145H118L119 148H121L123 146V143L121 141V144H118V141ZM83 146H86L85 142H79L77 147L74 146H68V148H73L75 150L80 149V151L82 153L85 152L84 149H82ZM143 149H141L140 151H142ZM262 149H259L258 152H262ZM247 157H251L250 159H254L256 156H254V153L252 151H248L245 153V158ZM96 160V157H95ZM117 196H125L127 195L126 190L124 189L123 186L118 187V191L116 192ZM38 218H33L32 220L28 221L27 224L28 225H32L33 222H37ZM88 222L87 218H86V223ZM101 227L103 228H108V230H103L102 234L103 236L97 234V241L99 243L102 244L103 246V250L107 253H114V249L113 247L110 245V242H115L116 244H118L119 246L122 245V242L129 244V239L128 238H121L118 237L116 232L115 227L110 224V223H103L101 225ZM96 227H92L91 230L92 231H96L95 230ZM64 231L65 229H57L55 230V234L57 236V238L55 240H53L55 243L58 242H65V240H67V238H63L62 236L64 235ZM20 232L24 233L25 232V226L20 230ZM106 237V238H103ZM221 238H224V235L221 236ZM248 244V246L252 247L255 246L253 244H250L248 241L246 242ZM216 245L218 246V243H216ZM225 245H230L229 241H226ZM215 259H211L210 263H214ZM93 264H108L107 260L105 259H100V260H94Z\"/></svg>",
	"mask_w": 264,
	"mask_h": 264
},
{
	"label": "crops",
	"instance_id": "8",
	"mask_svg": "<svg viewBox=\"0 0 264 264\" xmlns=\"http://www.w3.org/2000/svg\"><path fill=\"white\" fill-rule=\"evenodd\" d=\"M154 28H155V27H154ZM155 29H156V28H155ZM134 32H135V30H134ZM136 33H139V32H136ZM143 33H144V32L141 31L139 34H143ZM160 40H161V39H160ZM160 45H161V47L164 46V42H163L162 44H160ZM143 55H144V54H143ZM69 112H72L71 108H70ZM75 114H76V113H75ZM70 116H71V115H70ZM88 121H89V120H88ZM66 126H67V125H66ZM74 252H75V251H74ZM76 254H77V253H76ZM109 258L114 259V258L111 257V256H110ZM70 259H71V258H70Z\"/></svg>",
	"mask_w": 264,
	"mask_h": 264
}]
</instances>
